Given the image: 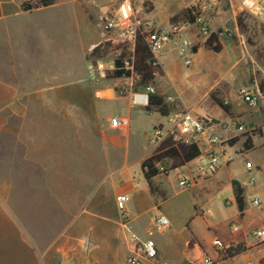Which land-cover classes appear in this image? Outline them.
<instances>
[{
	"label": "rangeland",
	"instance_id": "1",
	"mask_svg": "<svg viewBox=\"0 0 264 264\" xmlns=\"http://www.w3.org/2000/svg\"><path fill=\"white\" fill-rule=\"evenodd\" d=\"M95 1L55 0L50 7L21 12L22 2L34 1L0 0V79L15 85L17 89L19 88L18 94L23 96L22 106L16 107V115L9 110L7 115L2 113L5 116L4 126L19 125L18 110L25 114L22 116L23 126L45 128L53 126L56 122L70 128L77 126L79 120L75 110H70L69 122L66 124L65 121L61 122L46 104L30 103L24 98L33 91L45 90L47 87L78 78L81 63L79 56L85 51L84 43L91 41L95 29V14L98 9V4L93 3ZM130 2L136 11V17L141 20H149L154 24L187 22L184 12L189 8L190 0H130ZM208 18L211 32L218 36L220 51L214 52L204 45L208 37L200 38V42L194 45L197 53L192 57V64L185 65L184 53L177 46L179 40L174 39L169 44L167 55L162 59L176 61V66L166 69L168 75L162 68L161 71L159 69L153 84L160 81L161 73V90L165 97L166 115L174 111H191L206 115L214 122H221L227 117L238 118L244 130L231 135L223 143L228 153L226 160L229 162L226 167H221L220 160L217 170L210 172L207 157L202 150L189 163L195 177L214 178L212 179L214 184L219 181L224 183L222 187L213 185L205 190L206 193L192 200L189 191H180L173 172L161 175L164 178L161 186L164 187L170 201L180 200L184 206L188 200L191 202V212H194L192 201H196L210 222L213 219L219 225L225 226L227 231H231V226L236 225L238 231L233 235L239 236L251 219L260 218L261 214L264 217V96L260 91V85H264V26L235 7H217ZM188 30L195 39L199 38L193 29ZM87 52L90 53V49ZM87 52L85 60L89 54H86ZM193 68L196 70L191 71ZM184 72L192 75H185ZM100 83L113 84L110 79H104ZM128 86L132 88V92L143 90L133 89V79L131 85L117 83L114 88L120 95H125V87ZM241 89L256 97L254 105L250 106L241 100L239 96ZM216 100L221 101L227 109L223 111L216 104ZM133 112L136 133L133 134L131 141L139 138L141 144L136 152L137 156H142L146 150L154 146L153 125L157 121L167 125L166 116L163 118L161 115L146 113L145 108L141 106H136ZM2 120L1 118L0 121ZM6 138L10 139L7 135L0 134V144ZM248 138L252 142L251 148L245 150L243 145ZM9 144L12 147L6 153L0 146V264H34L33 256L30 262L28 251L30 242L26 235L31 229L38 230L41 225L50 222L53 216L46 208V199L41 204L39 200L31 197L29 180L18 178L19 171L26 173L29 169L26 165H19L13 158L15 153L13 142ZM37 151L46 153L41 147ZM42 158L44 159V156ZM173 162L175 163V160ZM247 162L252 166L250 170L245 167ZM159 163L167 169L171 168L168 164L171 166L172 161L167 158ZM134 168V173L139 175L140 181L144 180L139 168L137 166ZM180 170L188 177L183 166ZM229 176L244 183L250 178L253 179L252 185H245L244 201L247 209V216L243 219L245 222L237 216L232 188L227 182ZM252 196L259 198L258 206L251 204ZM229 200H232L231 204L227 203ZM128 206L127 203L126 208ZM208 210L212 213L210 217ZM255 228L252 226L247 230L248 239L252 241H255L251 236ZM204 231L208 229L205 227ZM263 250L264 245L257 250L245 252L240 258L255 259L256 253Z\"/></svg>",
	"mask_w": 264,
	"mask_h": 264
},
{
	"label": "crops",
	"instance_id": "2",
	"mask_svg": "<svg viewBox=\"0 0 264 264\" xmlns=\"http://www.w3.org/2000/svg\"><path fill=\"white\" fill-rule=\"evenodd\" d=\"M113 1L96 0L93 3L102 7L112 5ZM156 25L167 27L169 24L161 22ZM95 29L91 41L84 43L85 51L79 56L81 63L77 79L47 87L45 90L33 91L24 98L30 103L46 104L47 108L66 124L69 122L70 110H75L79 120L76 127L61 126L59 122L45 128L23 126L22 116L25 114L19 110L17 111L19 125L4 126V115H7L8 110L16 115V107L22 106L23 96L18 94L19 88L17 89L15 85L0 79V120L3 119L0 121L3 122L0 125V134L10 137L3 143L1 141V149L6 153L12 147L9 143L13 142L15 150L13 158L19 165H26L29 169L26 173L19 171L18 178L29 180L31 197L39 200L41 204L46 199V208L53 216L50 222L41 225L38 230L31 229L26 235L30 242V246L28 245L30 262L33 256L34 264H127L134 245L130 240L132 234L138 241L152 239L156 246L158 261L168 264H203L204 258L210 259L213 264L263 262L264 250L256 253L255 259L240 258L245 252L257 250L264 245L254 237L255 241L248 239L247 233L252 226L262 225L264 221L262 214L260 218L251 219L239 236H234L233 234L238 231L236 225L234 226L237 230L231 229L233 231L231 232L213 219L210 222L196 201H192L194 212L190 211L191 202L188 200L184 206L180 200L170 201V197L161 186L164 179L161 175L173 172L178 184V173L184 176L180 170L181 166L188 173L186 177L191 178L193 183L188 188H182L179 184L178 187L180 191H189L192 200L195 197L199 198L213 185L218 188L223 186L224 183L220 181L215 182V185L212 180L214 178L195 177L193 170L189 168L192 160L181 166L172 167L174 162L170 159L172 164L168 166L171 168L167 167L165 173L160 172L151 179L153 191L149 189L145 179L140 181L139 175L134 173V167L137 166L142 175L140 164L151 155L155 145L142 156H137L140 140L136 137L131 141L133 134L136 133L133 121L136 106L130 101L132 88L125 87V95H120L114 88L117 83L131 85V79H110L113 84L104 85L100 81L109 78L105 77L98 81L88 78L87 64L91 61L92 54L87 51L89 49L91 51L99 41V34ZM188 34L195 44L200 42V37L195 39L190 32ZM171 42L164 46L157 59L160 71L162 68L167 75L166 69L176 66V61L162 59L167 55ZM85 52L89 53L86 60ZM196 53L197 50L194 53L191 50V60ZM194 70L196 69L193 68L191 71ZM159 80L153 86L162 94L161 73ZM146 113L161 115L155 108ZM165 116L167 123L168 115ZM161 117L164 118L162 115ZM110 118H119L122 124L113 128L109 124ZM153 126L155 128L165 125L157 121ZM40 147L46 153L37 151ZM224 152L221 167H226L229 162L226 160L228 153L225 149ZM42 156L44 159H41ZM162 166L164 165L160 163L156 165L159 170ZM235 180L245 192V183L229 176L227 182L232 192V181ZM119 194L127 196L123 211L119 210L115 203V197ZM231 201L227 203L231 204ZM127 203L129 206L126 208ZM125 212L128 214L126 219ZM207 212L210 217L211 211ZM160 215L167 218L169 223L166 227H159L155 223V219ZM237 216L240 220L245 219L247 209L244 208L242 215H239L237 210ZM203 226L209 232H205ZM215 241L219 242V246L214 245ZM238 244H243L246 250L233 256L225 254L229 247ZM141 264L157 263L142 261Z\"/></svg>",
	"mask_w": 264,
	"mask_h": 264
},
{
	"label": "built area",
	"instance_id": "3",
	"mask_svg": "<svg viewBox=\"0 0 264 264\" xmlns=\"http://www.w3.org/2000/svg\"><path fill=\"white\" fill-rule=\"evenodd\" d=\"M217 7L239 8L243 12L255 18L258 23L264 26V0H190V14L194 17L192 23H171L167 27H161L149 20H141L136 17V11L130 0H114L112 5L98 7L94 25L99 34V41L93 47H97L98 52L92 54L91 61L87 64L88 78L92 81L104 79L108 72L114 69V61L121 56L122 66L132 72L133 54L138 33L142 35L144 44L148 48L152 64H158V55L164 46L174 39L179 40L177 46L184 53L183 62L185 65L191 63V50L195 43L188 34V29H193L200 38H207L212 33L209 28L208 16ZM91 49V52L93 50ZM157 72L155 73V76ZM132 80V77H130ZM153 92L152 86L145 87L142 91L130 93V101L134 106L145 107L147 105V95ZM239 96L243 102L250 106L255 104L256 97L244 89L239 90ZM109 124L116 128L122 124L119 118H110ZM167 125L155 127L152 134V142L156 146L160 142L169 138L174 146L195 145L199 154L202 150L207 157L208 169L215 172L220 160L224 157L223 143L238 132L244 130L238 119H225L221 122H214L206 115L196 114L191 111L172 112L167 116ZM247 170L251 169V164H245ZM160 172L165 173V166L160 168ZM178 184L182 188H188L193 180L178 173ZM253 179L246 181L245 185H252ZM127 196L119 194L115 197V203L119 210L123 211ZM251 204L258 206L260 200L257 196H252ZM128 214L124 213L126 219ZM159 227H166L168 220L160 215L155 219ZM236 231V226H231ZM252 236L259 242L264 243V221L262 225L252 231ZM130 240L134 242L131 255L127 259V264H141L142 261H151L157 264H168L159 262L157 250L152 239L138 241L132 234ZM219 246V242H214ZM203 264H213L208 259H203ZM241 264H255L245 261ZM264 264V261L259 263Z\"/></svg>",
	"mask_w": 264,
	"mask_h": 264
},
{
	"label": "trees",
	"instance_id": "4",
	"mask_svg": "<svg viewBox=\"0 0 264 264\" xmlns=\"http://www.w3.org/2000/svg\"><path fill=\"white\" fill-rule=\"evenodd\" d=\"M33 3L22 2L20 5L21 11H30L35 8L39 7H47L54 3L55 0H33ZM185 18L187 22L192 23L194 21V17L190 14L189 8L184 12ZM240 21V19H238ZM264 34V28H263ZM204 45L210 47L211 50L214 52L220 51L221 45L218 41V36L216 33L212 32L210 36L205 40ZM196 51V47L192 48V52ZM264 51V47H263ZM98 52L97 47L93 48L91 54H96ZM153 60L151 54L144 44L142 35L138 33L134 54H133V70L132 72L126 70L122 66L121 56H119L114 61V69L107 74V78L109 79H127L132 77L134 80V90L144 89L147 86L153 87V92L148 93L147 95V105L145 106L146 111H150L151 108H155L158 112L165 116L167 114L166 104H165V97L163 94L159 92L153 86L155 73L159 71L160 66L153 65ZM260 91L264 96V85H260ZM216 104L225 111L227 107L221 102L216 100ZM251 139L248 138L246 142H244L245 150H249L251 148ZM199 155V150L195 145L183 146L182 148H178L174 146L169 138L163 140L156 146L152 152V154L144 159L140 164V169L144 179L146 180L149 189L153 191V186L151 183V179L160 173V170L156 167L157 163H159L162 159H173L175 160L174 165L172 167L181 166L184 163H187ZM233 186V198L236 205V208L239 212V215H242L243 210L245 208V201H244V189L243 187L237 182L232 181ZM246 250V247L243 244H238L235 247H229L225 254L228 256H233L235 254L241 253ZM264 261V259H263Z\"/></svg>",
	"mask_w": 264,
	"mask_h": 264
}]
</instances>
